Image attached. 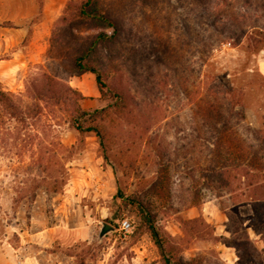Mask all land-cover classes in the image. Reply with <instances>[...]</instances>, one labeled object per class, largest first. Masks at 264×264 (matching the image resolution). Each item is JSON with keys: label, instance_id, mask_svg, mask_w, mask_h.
<instances>
[{"label": "rangeland", "instance_id": "rangeland-1", "mask_svg": "<svg viewBox=\"0 0 264 264\" xmlns=\"http://www.w3.org/2000/svg\"><path fill=\"white\" fill-rule=\"evenodd\" d=\"M82 2L51 0L43 12L44 0H0V90L17 111L0 106V241L25 256L32 234L50 227L48 244L30 249L44 264H164L148 212L166 255L186 264H264V38L210 53L201 33H217L194 0H94L91 13L114 28L79 16ZM222 10L264 29V0H225ZM99 33L107 38L85 61L102 92L74 64ZM207 89L223 96L222 155L233 135L258 166L232 170L222 187L205 170L215 126L195 113ZM97 109L84 125L100 137L71 124ZM103 223L113 230L99 236Z\"/></svg>", "mask_w": 264, "mask_h": 264}, {"label": "trees", "instance_id": "trees-1", "mask_svg": "<svg viewBox=\"0 0 264 264\" xmlns=\"http://www.w3.org/2000/svg\"><path fill=\"white\" fill-rule=\"evenodd\" d=\"M196 5H203L204 8V15L198 16L199 19H202L206 26L211 27L217 34L216 38H213L214 35L212 33L204 34L201 33V36H204L208 40V47L207 51L212 53L213 52V45L217 44V46H220L222 42H229L232 45H236L237 41H240L243 36L249 37V39H253L256 42H260L261 39L264 38V36H258L261 34L260 31L255 30L257 25H248L244 24L245 19H247V13H242L241 11L236 12H230V14L225 13L222 10V4L225 3V0H194ZM94 3V0H83V2L78 7V15L84 16V17H91V18H100L104 22H106L107 26L115 27L113 21L105 17L104 15L91 13L92 5ZM69 3L65 5V13L62 17V19H65L66 17V10L68 9ZM258 17V16H254ZM206 20V21H205ZM228 23H232V25L227 26ZM203 28V32L207 33V28ZM192 33L195 36H198L200 32L198 31L196 25L195 27H192ZM222 36V38H221ZM224 36V37H223ZM107 38L106 34L99 33L97 34L94 39L89 43L88 47L84 51V53L80 54L79 56L75 57L74 64L75 67L78 69L80 73L83 72H90L95 75V81L98 87V90L102 92V88L105 87V83L102 81L100 74L89 64L86 63V56H88V53L91 52L95 46L102 40ZM221 38V39H220ZM223 98V96H219V91H216L215 89H207L206 97H200L198 99V102L201 103L198 108V114L196 113L197 118H202L209 122L211 125V128L214 127V132L212 133L211 141H208L207 149L209 150V157L207 158V165L205 167L206 173L208 176L211 177V180H216L219 183V186L222 187L223 184L229 185V177L231 176V171L233 170H241L243 167H247L249 169H246V175L251 173V171H258V166L254 162L255 157L254 155L251 156L250 163L247 162L246 158L248 156V152H250L251 145L248 144L241 146V145H233L234 143V136L230 135L229 140L225 143L227 144L232 143L230 146V150L228 151L227 155L224 156L221 153V148L223 147V143L220 140L222 137V131L220 128H217L220 124V118H222L223 111L218 108V105L221 104L220 100H217L219 98ZM217 105V106H216ZM0 106L5 110L4 112H7L11 117L16 116V110L15 105L11 102L9 99V96L0 90ZM7 109V111H6ZM102 109V108H101ZM101 109L94 110L92 112H86L81 113V115L88 116L87 119L82 120V117L74 116L71 119V124L78 130L79 132H89L93 131L96 132L97 135L100 137L98 133V129L89 124H85L89 119L91 115L96 116V113L100 111L98 114V117L101 116V112L104 111ZM234 149L236 151L245 150L247 151V155L244 156L240 152H232L231 150ZM230 152V153H229ZM252 154V153H251ZM244 173V174H245ZM233 177V176H232ZM249 179V183L247 186L249 187L252 183ZM212 182V181H211ZM254 210H257L256 206L253 207ZM146 224L148 226V229L150 231V235L153 238L154 243L156 244L159 253L161 255L162 261L164 264H186L180 259L173 258L169 255H166L165 249H164V243L162 237L159 235V232L156 230L155 226L152 223L150 214L147 212H143Z\"/></svg>", "mask_w": 264, "mask_h": 264}, {"label": "crops", "instance_id": "crops-1", "mask_svg": "<svg viewBox=\"0 0 264 264\" xmlns=\"http://www.w3.org/2000/svg\"><path fill=\"white\" fill-rule=\"evenodd\" d=\"M54 1L55 2L62 1L65 3V0H54ZM44 10L46 12L53 10L51 5V0H44L43 12ZM53 230L55 229L49 227L37 233L32 234L33 235L31 237L32 245L26 246L27 252L25 256L19 254L18 250L15 249V247H13L11 244L8 243V245H6L4 242L0 241V264H44L45 260L47 261V258H45L43 255H40L41 250L34 252L30 249L33 247L34 244L33 240L35 241L37 240L36 241L37 243L42 244V246H46L48 244L47 242L49 239L44 237L46 235H51ZM61 263H62L61 259H57L55 262V264H61Z\"/></svg>", "mask_w": 264, "mask_h": 264}, {"label": "water", "instance_id": "water-1", "mask_svg": "<svg viewBox=\"0 0 264 264\" xmlns=\"http://www.w3.org/2000/svg\"><path fill=\"white\" fill-rule=\"evenodd\" d=\"M113 230V227L107 223H103L99 231V236L104 235L106 232Z\"/></svg>", "mask_w": 264, "mask_h": 264}, {"label": "built area", "instance_id": "built-area-1", "mask_svg": "<svg viewBox=\"0 0 264 264\" xmlns=\"http://www.w3.org/2000/svg\"><path fill=\"white\" fill-rule=\"evenodd\" d=\"M120 227L122 230L127 231L130 228V222L127 219H124L121 221Z\"/></svg>", "mask_w": 264, "mask_h": 264}]
</instances>
